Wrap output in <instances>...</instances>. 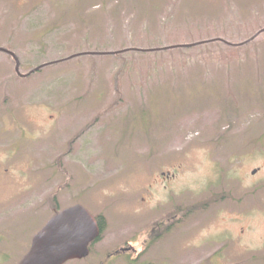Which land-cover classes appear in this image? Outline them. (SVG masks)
<instances>
[{
  "label": "rangeland",
  "instance_id": "374dc122",
  "mask_svg": "<svg viewBox=\"0 0 264 264\" xmlns=\"http://www.w3.org/2000/svg\"><path fill=\"white\" fill-rule=\"evenodd\" d=\"M0 46L59 61L0 52V264L75 204L65 264H264V0H0Z\"/></svg>",
  "mask_w": 264,
  "mask_h": 264
},
{
  "label": "water",
  "instance_id": "95a60500",
  "mask_svg": "<svg viewBox=\"0 0 264 264\" xmlns=\"http://www.w3.org/2000/svg\"><path fill=\"white\" fill-rule=\"evenodd\" d=\"M0 51L13 57L16 72L21 76L35 72L41 66L22 74L16 54L4 47H0ZM100 234L96 216L83 205L60 209L33 235L29 249L15 264H65L69 260L82 259L89 254V245Z\"/></svg>",
  "mask_w": 264,
  "mask_h": 264
},
{
  "label": "flooded vegetation",
  "instance_id": "af4514ba",
  "mask_svg": "<svg viewBox=\"0 0 264 264\" xmlns=\"http://www.w3.org/2000/svg\"><path fill=\"white\" fill-rule=\"evenodd\" d=\"M0 47H4V46H0ZM5 48V47H4ZM0 52H2V51H0ZM4 53V52H3ZM7 54V53H6ZM9 55V54H8ZM166 175H168V174H166ZM156 227H157V225H155ZM156 227L154 228V231H157V229H156ZM158 228V227H157ZM102 231V230H101ZM164 231H168V226L165 228V230ZM97 240V239H96ZM95 240V241H96ZM95 241H93L90 245H89V249H90V246L95 242ZM130 249H129V247H125V246H121L119 249H116V250H114V252L115 253H117V254H121V253H123V252H127V251H129ZM90 253V252H89ZM111 255V254H110ZM124 255V254H123ZM121 256V255H120ZM136 262V257H134V258H131V259H128V263H130V264H136L135 263Z\"/></svg>",
  "mask_w": 264,
  "mask_h": 264
},
{
  "label": "trees",
  "instance_id": "16d2710c",
  "mask_svg": "<svg viewBox=\"0 0 264 264\" xmlns=\"http://www.w3.org/2000/svg\"><path fill=\"white\" fill-rule=\"evenodd\" d=\"M251 39H252V38H251ZM248 41H249V40H248ZM77 55H80V54H77ZM56 62H59V61L56 60V61H54V62H48V63H46L45 65L43 64V65H41L36 71L40 70V68H42V67H44V66H46V65L54 64V63H56ZM58 210H60V209H59V207L57 206L54 212H56V211H58ZM96 218H97V221H98V224H99L101 230H103V229H104V218H103V216H102V215H97Z\"/></svg>",
  "mask_w": 264,
  "mask_h": 264
}]
</instances>
